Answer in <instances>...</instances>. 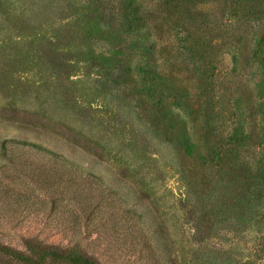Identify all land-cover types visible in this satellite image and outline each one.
<instances>
[{
    "label": "rangeland",
    "instance_id": "1",
    "mask_svg": "<svg viewBox=\"0 0 264 264\" xmlns=\"http://www.w3.org/2000/svg\"><path fill=\"white\" fill-rule=\"evenodd\" d=\"M0 264H264V0H0Z\"/></svg>",
    "mask_w": 264,
    "mask_h": 264
}]
</instances>
